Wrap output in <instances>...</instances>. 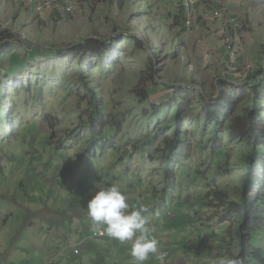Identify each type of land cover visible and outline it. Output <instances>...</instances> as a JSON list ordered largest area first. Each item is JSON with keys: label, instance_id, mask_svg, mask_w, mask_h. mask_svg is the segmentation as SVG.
<instances>
[{"label": "rangeland", "instance_id": "obj_1", "mask_svg": "<svg viewBox=\"0 0 264 264\" xmlns=\"http://www.w3.org/2000/svg\"><path fill=\"white\" fill-rule=\"evenodd\" d=\"M31 1L38 21L25 20L18 34L21 42L14 45L15 55L9 52L0 59V207L20 214L36 210L40 217L49 215V208L52 212L45 221L54 223V212H59L67 231L74 232L90 225L87 216L79 213L85 211L96 186L117 184L131 205L149 207V226L154 227L160 223L159 214L167 217L155 205L161 199L157 196L167 189L166 209L193 225L189 243L165 248L168 258L179 257L178 264H213L219 257L237 253L236 242L229 247L226 234L230 222H217L223 214L214 192L234 195L245 172L239 149L228 147L218 156H209L195 144L204 143L210 134L206 131L201 138L187 123L182 125L191 131L188 154L192 159L186 160L183 153L167 159L162 149L172 139L168 136L177 135L179 129L177 103H172L176 89L185 98L188 120L200 117L202 101L218 97L219 80L225 81L224 88L230 87L235 99L250 98L253 92L246 84V68L259 72L264 66V0H60L75 10L62 19H54L55 9L49 6L58 1ZM11 5L16 17L22 4L12 1ZM211 10L222 11L223 17L206 20ZM238 15L241 27L234 30L227 21ZM1 30L13 32V21L2 22ZM87 38L115 42L114 50L101 61L87 54H53ZM231 46L239 49L236 66L228 64ZM259 53L261 68L255 65ZM108 61L116 62L103 74L97 66ZM226 74H233L232 81L222 79ZM87 89H94L104 100L110 123L106 140L96 146L92 157L85 155L92 146L87 133L89 114L85 113ZM147 92L149 100L137 103L140 93ZM153 106L163 108L162 112L157 114ZM114 120L121 121L123 133L112 126ZM226 169L229 172L220 173ZM197 221L207 224L201 230ZM12 223L15 226L16 220H11V227ZM263 228L264 224L252 232L248 242L252 264H258L254 257L264 260ZM0 237L7 242L9 232L0 230ZM154 258L155 264H166Z\"/></svg>", "mask_w": 264, "mask_h": 264}, {"label": "trees", "instance_id": "obj_2", "mask_svg": "<svg viewBox=\"0 0 264 264\" xmlns=\"http://www.w3.org/2000/svg\"><path fill=\"white\" fill-rule=\"evenodd\" d=\"M182 15L184 18L182 27L185 31L186 12L184 11ZM52 16L54 19H57L56 17L58 16L62 19L57 8L53 11ZM17 42L20 43L21 40L19 42V36L16 33L11 30H0V55L12 52ZM113 43L115 42L101 38H87L65 51L54 50L53 54L55 57H57L58 53L62 54L64 52L65 54L68 52L70 55L80 54V56L87 54L93 55L95 59L101 61L113 52ZM35 49L37 48H32L33 51ZM42 52L48 53V50H42ZM173 55L175 54H171V56ZM113 62L115 63L116 61ZM113 62L110 64L108 61L106 62L108 65L105 63L103 67L98 65L97 68L104 74L109 67H112ZM261 69L262 71H254V73L248 76L246 84L250 86V90L253 92L250 98L247 100L244 97L235 99L230 87H227V89L224 88L223 84L225 81L221 82L219 80L220 87L217 88L218 97L206 101V103L204 101L201 102V97H199V101L203 104L199 108L200 117H195L190 120H188V113L185 109L183 100L185 98L177 94L179 89H176L173 92L174 98L172 103H177L174 104V107L176 106L175 109L178 112L179 129L175 132L177 135L168 136L172 137V139H168L167 141L169 143H164L162 149V154L167 159L181 157L183 154H185L186 160L192 159V156L188 154L189 148H191L188 142L191 137V131L183 128V125L185 126L186 123L190 128H195L193 134L197 133L199 136L201 134V138L205 136L206 131L210 134L207 141L195 144L198 146L199 151L203 152L206 149L209 156H218L219 153L228 147L231 149H239L241 152V160L245 166V172L243 173L240 184L236 186L232 197L220 190L215 191L214 195L218 202L217 207L223 214L217 222H230L231 225L226 231V234L229 235V247H232L234 245L233 242H236L239 252L241 251L242 253L247 251L251 233L260 229L264 222V100L262 98V94L264 93V83L262 82L264 81L259 79H256L257 82L249 81V79L261 75V78H263L264 67ZM79 82L80 80L77 81V83ZM169 89L175 90L174 88ZM86 93L89 95V98L86 100L85 109V113L89 114L87 120L89 128L87 133L91 136L90 141L92 146L86 150L85 155L92 157L95 156L92 151H96V146L106 140L105 131L110 123H107V118L104 113L107 108L104 100L98 96L94 89H87ZM140 96L141 99H137V103H142V99L148 101L150 92H147L145 95L140 93ZM84 98L82 97V99ZM162 109H158L155 106L152 107V110L156 111L157 114H160ZM120 122L114 120V125L112 124V126L116 127L118 133H123V124ZM161 131L164 132L165 129ZM179 132L182 136L178 135ZM154 137L156 140L157 131ZM107 142L113 146L112 140ZM60 146L65 148L63 144ZM104 146L107 147V145ZM227 172H229V169L220 173L224 174ZM166 192L167 189H164V193ZM223 206L225 207L223 208ZM234 224L236 226L233 228ZM15 264H25V261L19 263L17 261Z\"/></svg>", "mask_w": 264, "mask_h": 264}, {"label": "crops", "instance_id": "obj_3", "mask_svg": "<svg viewBox=\"0 0 264 264\" xmlns=\"http://www.w3.org/2000/svg\"><path fill=\"white\" fill-rule=\"evenodd\" d=\"M12 1L15 5L20 3L22 4L19 7L16 6V17V14H13L12 12ZM35 1L38 2V0ZM6 5H8V7ZM215 11L219 10H211L210 12ZM24 12H26L27 16H25ZM5 14L7 17H1L0 19V30L2 22L8 20L11 23L12 20L13 27L15 29L13 32L17 35L20 34V31H22L26 26L24 23L25 20L28 19L31 23L38 21V18H36L35 13L32 10L31 0H28L27 2H25V0H0V16ZM21 24L23 27L19 30L18 26H22ZM31 51L32 50H30V53ZM12 52V55H15L14 50ZM207 52L208 49L206 50V53ZM3 56L4 55H0V59H2ZM260 56L261 54L259 53L257 63L255 64L259 68H261L259 64L262 60ZM222 58H224V55ZM229 63L230 62L228 60V64ZM228 64H224L223 67H226L227 69ZM248 68H251V71H248ZM254 71H257V69H252V67L248 66L245 74H249L248 76H250L254 73ZM226 75L227 76H223L222 79H233L231 78L233 77V74ZM261 77L262 75L256 78L253 77L249 79V81L257 82L256 79ZM157 197H160L161 199L160 201H157V199L155 201L156 210L157 208L163 210L162 206H167L168 204V193H160ZM171 198L174 200L173 193H171ZM16 212L17 211H12V209L6 206L0 207V226H4V223L8 224L7 227H0V230L9 232L7 242L0 237V264H15L17 261L18 263L25 261V264H130V257L128 254L129 245L120 244L115 241L112 246L109 240L95 238L94 234L98 231H93L91 225L88 227L81 226L79 228H75V231L71 232V229L67 231V226L64 224V215L59 212H54V217H56V219L52 220L54 223L44 221L43 217L36 214V210L29 209L21 212V214ZM47 212L51 215L52 211L47 208ZM79 215L81 217H85L86 211L80 212ZM159 216L160 223L157 226L149 227L150 229H154V235L160 242L159 247L161 246L162 248L160 249V252L164 253L165 248L179 246L182 242L189 243L188 239L191 238L189 230L193 227V225L188 226L185 224L188 219L181 220L182 215L180 214L171 217L165 216L166 218L164 217V219L160 214ZM11 220H16L15 226L12 223L11 227ZM25 221H28L26 225ZM206 224H203L201 221H197V225L201 230ZM36 229H38V233H36ZM193 233L196 232L194 231ZM195 236H197V233ZM198 238L199 237H196L197 241L203 240V238ZM193 245L197 247L196 241ZM76 248L82 249L80 255L78 256H76L73 252ZM191 251L193 250H189V252ZM24 253H26L24 258H21ZM164 256L166 258L162 260L166 264H178L179 262V257H176L175 259L168 258L165 253L162 257ZM76 257L78 259H76ZM154 257L157 259L162 258L151 256L149 260L146 261V264H155ZM257 260L259 264H264L261 259L258 258Z\"/></svg>", "mask_w": 264, "mask_h": 264}, {"label": "clouds", "instance_id": "obj_4", "mask_svg": "<svg viewBox=\"0 0 264 264\" xmlns=\"http://www.w3.org/2000/svg\"><path fill=\"white\" fill-rule=\"evenodd\" d=\"M162 209L167 212L168 217L175 216L171 215L165 205L162 206ZM85 211L92 230L98 231L94 234L95 238L109 240L112 246L115 241L129 245L130 264H146L151 256L159 258L164 255L160 252V242L154 235V229L149 227V207L143 204L131 205L119 185L96 186V191L88 200ZM27 222L25 221V225ZM263 224L264 222L262 226ZM36 230L38 233V229ZM100 232H103L104 235L101 236ZM235 247L237 253L228 252L231 257H219L213 264H252L248 252H239L237 246ZM81 250L76 248L73 252L78 256ZM76 251H79V254H76ZM164 258L165 256L161 259ZM254 258L258 262V257Z\"/></svg>", "mask_w": 264, "mask_h": 264}, {"label": "built area", "instance_id": "obj_5", "mask_svg": "<svg viewBox=\"0 0 264 264\" xmlns=\"http://www.w3.org/2000/svg\"><path fill=\"white\" fill-rule=\"evenodd\" d=\"M58 2H54L53 4L49 5L54 7L55 9H58V6L62 4V13L59 10L62 18H63V14L67 15L68 17L73 15V13L75 12L74 7L69 3V2H65V1H60V0H56ZM214 16H212V12L207 14L205 16L206 20L211 19L212 17L215 18L216 20H219L223 17V12L222 11H215L213 12ZM241 19L240 16H231V19L227 21V24H229L231 27H233V29H237L241 27ZM230 51H228V60L230 62V64L232 65H236L239 62V58H240V54H239V49L236 47H229ZM248 71H251V68H248ZM100 235L103 236L104 233L100 232ZM76 254H79V251H76Z\"/></svg>", "mask_w": 264, "mask_h": 264}, {"label": "bare ground", "instance_id": "obj_6", "mask_svg": "<svg viewBox=\"0 0 264 264\" xmlns=\"http://www.w3.org/2000/svg\"><path fill=\"white\" fill-rule=\"evenodd\" d=\"M229 25V24H228Z\"/></svg>", "mask_w": 264, "mask_h": 264}]
</instances>
